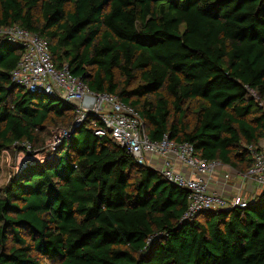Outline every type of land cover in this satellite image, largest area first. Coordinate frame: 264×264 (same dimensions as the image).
I'll use <instances>...</instances> for the list:
<instances>
[{"label":"trees","instance_id":"obj_1","mask_svg":"<svg viewBox=\"0 0 264 264\" xmlns=\"http://www.w3.org/2000/svg\"><path fill=\"white\" fill-rule=\"evenodd\" d=\"M14 24L47 41L57 68L131 105L150 140L239 173L252 164L264 0H0V27ZM21 51L0 37V153L49 126L74 131L0 188V264H264V189L183 219L188 191L97 136L94 115L73 127L72 103L12 83Z\"/></svg>","mask_w":264,"mask_h":264},{"label":"built area","instance_id":"obj_2","mask_svg":"<svg viewBox=\"0 0 264 264\" xmlns=\"http://www.w3.org/2000/svg\"><path fill=\"white\" fill-rule=\"evenodd\" d=\"M0 37L22 48L18 63L10 72L12 83L26 90L39 89L38 92L57 94L72 103L77 114L73 126L83 124L87 117L94 115L102 122V126H97L92 120L88 127H92L97 136L109 137L114 144L125 148L136 163L161 172L170 182L188 191L183 219H193L208 210L247 204L249 199L238 188L229 196L209 187L208 178L211 174L221 172L225 179L232 178L239 175L232 171L234 169L220 161L196 156L190 143L172 141L168 135L159 141L150 140L144 131L143 121L131 105L116 94L90 90L66 66L57 68L47 41L37 33L14 24L0 27ZM255 97L264 110V100ZM55 132L52 148L70 133L66 129H57ZM15 147L19 149L20 155H29L33 150L28 142H19ZM247 149L252 164L239 177L251 179L261 191L264 189V144L249 145Z\"/></svg>","mask_w":264,"mask_h":264},{"label":"rangeland","instance_id":"obj_3","mask_svg":"<svg viewBox=\"0 0 264 264\" xmlns=\"http://www.w3.org/2000/svg\"><path fill=\"white\" fill-rule=\"evenodd\" d=\"M186 105H188V103ZM190 105L194 106V103H190ZM57 129H63V125L59 124V125H53V126L47 127L46 131L41 136V140L35 143L33 150L30 153L31 155L30 154L20 155L18 148H10L9 150L2 151L0 153V188L6 185L10 176L16 173L19 169H21L27 160H29L28 162L30 161L36 162L40 160H46L53 155V153L55 152L59 144L58 142L56 143V145H54L53 148L51 147V141ZM223 178L225 179V177ZM221 184L223 187L240 185L238 179L234 177L225 179L224 181L221 182ZM218 193L228 195L226 194V192L222 190L221 192H218ZM253 195L250 194V195H247V197L253 196Z\"/></svg>","mask_w":264,"mask_h":264},{"label":"crops","instance_id":"obj_4","mask_svg":"<svg viewBox=\"0 0 264 264\" xmlns=\"http://www.w3.org/2000/svg\"><path fill=\"white\" fill-rule=\"evenodd\" d=\"M259 144H264V139H260ZM232 171H235L237 174H239V175L233 176L234 178L238 179L239 184H240L239 186H225V187H223L221 184V182L225 180L223 178V175L221 174V172H215L214 174H211V176H209V178H208L209 179V187L216 192H221V190H222V191L226 192V194H229V195H232L234 192H236V190L238 188V189H240V191L242 192V194L245 198L247 197V195H250V194L253 195L254 194L253 196H249L246 199H250L260 192V190L256 187L255 183L252 182L251 179H248V178L243 179V178L239 177L240 175H242V173L237 172L235 169ZM235 187H237V188H235Z\"/></svg>","mask_w":264,"mask_h":264},{"label":"water","instance_id":"obj_5","mask_svg":"<svg viewBox=\"0 0 264 264\" xmlns=\"http://www.w3.org/2000/svg\"><path fill=\"white\" fill-rule=\"evenodd\" d=\"M28 91H36V92H38V91H40L39 89H30V90H28ZM81 125V124H80ZM77 126H79V125H77V124H75L73 127H77ZM73 131L74 130H71V132L70 133H73ZM29 160H27L26 161V163H28V164H33V163H35V161H30V162H28ZM26 163L24 164V165H26Z\"/></svg>","mask_w":264,"mask_h":264}]
</instances>
